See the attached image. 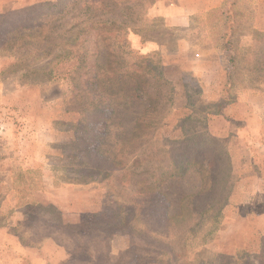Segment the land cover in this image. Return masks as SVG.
Instances as JSON below:
<instances>
[{
	"label": "rangeland",
	"instance_id": "rangeland-1",
	"mask_svg": "<svg viewBox=\"0 0 264 264\" xmlns=\"http://www.w3.org/2000/svg\"><path fill=\"white\" fill-rule=\"evenodd\" d=\"M55 1L0 0V14ZM133 3L134 0H113L110 5L113 4L116 11L120 12ZM83 4L84 0H72L66 10L69 14L64 18L58 19L57 16L48 14L40 21H44L45 25L57 26L59 30L68 29L80 22L79 17L84 15L80 10L84 8ZM103 7L97 1L94 13L100 14ZM231 12L238 13L239 17L236 20H226V28L229 29L226 41L229 45L213 31L209 23V18L214 19L212 16L195 19L191 29L193 34L190 35L201 48H217V59L221 66L226 67V76L231 68L230 47L235 49L238 62L235 85L238 90H251L246 92L251 96L247 102L235 103L237 111H240L238 114L246 112L243 121L246 126L235 122V112L234 116L231 112L228 117L225 116L229 106L222 102L223 99L219 103L215 102L218 107L214 109L222 113L221 116H212L206 126L200 125L201 114L198 113V108L211 102L204 99L199 80L186 73L182 79L187 83L192 98L190 111L173 110L156 140L163 148L166 141L182 137L179 127L183 124L186 129L204 131L207 128L212 133L223 136L232 161V175L227 192L223 193L219 201L209 195L197 198L190 206H187L189 201L181 202L185 196L200 192L205 184L199 171L192 168L182 178L170 180L160 189L163 198L170 203L171 215L180 213L181 208L185 212L184 219H173L170 228L155 232L157 226L149 224L145 217L140 216L131 219L134 230H128L132 233L114 232L108 226L106 231L94 230L91 225L97 221V215L104 213L110 219L111 212L106 210H113L120 204L132 205L139 196L141 186L137 185V177L118 172L112 175L110 181L80 180L85 178L76 173L77 164L72 160L73 155L63 150L77 135L75 129L80 120L79 109L83 107V95H79L75 84L69 81L48 82L46 78H39L45 88L46 108L43 112L40 109L35 113L45 116L47 124L52 120L54 130L67 134V138L63 140L59 137L53 144L46 145L42 150L41 160L35 161L33 165H20L17 161L10 165L2 160L8 157V152L18 153L14 135L20 132L22 121L14 114L7 116L10 118L12 143L6 152L3 149L5 128L0 118V227L14 223L13 218L19 221L15 217L16 210H23L24 213L30 211L26 225H29L33 236H54L59 244L72 253L73 259L69 264H159V260L170 264L169 261L172 262L174 258L176 262L178 260L195 264L201 261L207 264H230L231 260L241 264L238 261H243L245 257L258 264L257 257L264 248V73L252 70L251 61L256 48H264V0H241ZM215 21L218 23L219 20ZM147 31L141 35L145 36L144 39L141 38L142 50L138 48L140 43L136 44L137 47L134 46L132 35H129L130 47L138 54L144 52L147 44L153 48L151 44L157 43L160 47L158 51L163 52L164 62L170 64V54L179 50L178 39L182 38L183 31L165 28L162 19L149 24ZM184 34L187 36L188 32ZM50 59L51 57H32L25 65L41 67ZM0 61L4 63L0 78L14 77L18 82L33 79L19 76L27 69L26 66L18 68L16 71L19 72H13L12 68H4L8 67L7 59L1 56ZM255 77L262 82H254ZM85 94L86 97L90 96L87 91ZM128 106L122 112L124 125L118 128L116 124L115 127L112 125L113 135L109 143L115 142V133L128 129L133 112H142L144 109L138 105L132 109ZM189 112L194 113L193 118L196 120L184 123ZM47 124L42 125L41 129L49 131ZM101 130L104 131V127ZM36 210L40 214L32 217L31 211ZM46 221H49L47 223L50 228L45 227ZM186 230H189L187 234ZM164 244L168 246V250ZM162 251H167L169 256L163 257ZM2 253L4 256L5 251L0 250V255Z\"/></svg>",
	"mask_w": 264,
	"mask_h": 264
},
{
	"label": "trees",
	"instance_id": "trees-1",
	"mask_svg": "<svg viewBox=\"0 0 264 264\" xmlns=\"http://www.w3.org/2000/svg\"><path fill=\"white\" fill-rule=\"evenodd\" d=\"M71 1L56 0L0 14V57L7 59L8 67L4 68H12L13 72L26 66L25 62L32 57H51L41 67L27 65L19 76L33 79L23 83L41 85L39 78H46L48 82L69 81L75 84L78 94L83 95L80 120L75 129L77 135L63 150L73 155L76 173L85 178L80 180L110 181L117 172L137 177V185L141 188L133 204H120L113 210H106L111 212L110 219L104 213L97 215V221L91 225L93 229L106 231L108 226L114 232L129 231L128 228L132 231L131 219L140 216L157 226L155 232L170 228L173 219H184L185 212L181 208L180 213L171 215L170 203L163 198L160 189L170 180L182 178L192 168L199 171L205 184L200 192L185 196L181 202L189 201L187 206H190L197 198L209 195L219 201L227 192L232 175V161L223 136L207 128L204 131L186 129L183 124L179 127L182 137L166 141L163 148L156 141L172 111H190L192 102L187 83L182 78L179 82L169 78L162 51L137 54L130 47L129 35L141 36L148 32L149 24L160 21L147 16L148 10L160 0H134L133 5L120 12L110 5L113 0H84V8L80 9L84 15L68 29L59 30L57 26L40 21L48 14L64 18L69 14L66 10ZM97 1L104 6L100 14L94 13ZM240 1L224 0L218 8L194 17L191 29L195 19L212 16L214 19L209 18V23L213 31L226 41L229 31L226 20L239 17L231 11ZM225 44L229 45L227 41ZM229 52L231 68L227 72L222 101L227 106L234 105L251 91L237 89L234 80L238 73L237 53L233 47ZM253 56L252 70L264 73V48L257 47ZM257 80L261 81L255 77L254 82ZM86 91L90 96L86 97ZM218 103L198 108L200 125L206 126L212 116L222 114L214 111ZM127 105L129 109L136 105L144 109L133 112L128 129L115 133V142L109 143L112 125L116 124V128L124 125L122 112ZM193 114L189 112L184 123L196 120ZM164 246L168 250V246ZM161 254L165 258L169 256L167 251ZM263 257L264 248L257 257L258 264H264ZM158 262L164 264L162 260ZM238 262L254 264L247 257ZM169 263L195 264L176 262L175 258Z\"/></svg>",
	"mask_w": 264,
	"mask_h": 264
},
{
	"label": "crops",
	"instance_id": "crops-1",
	"mask_svg": "<svg viewBox=\"0 0 264 264\" xmlns=\"http://www.w3.org/2000/svg\"><path fill=\"white\" fill-rule=\"evenodd\" d=\"M224 0H160L156 2L147 12L150 19H162L165 28L173 31H183L182 38L178 39L179 50L170 54L171 61L168 66L169 78L174 82H179L186 73H190L197 78L203 89V97L206 101L215 103L223 99L224 86L226 84V67L221 66L217 59L219 51L217 48H201L192 40L191 25L192 19L199 15H204L211 10L218 8ZM184 32H188L186 36ZM193 34V33H192ZM140 43L141 36L132 35L131 41ZM145 46L144 51H158L160 47L157 43ZM142 50V49H141ZM166 54L168 53L165 51ZM169 58V57H168ZM4 63L0 61V71ZM188 66V67H187ZM251 96L244 95L238 101L247 102ZM237 101V103H239ZM237 104L229 106L225 116L230 112L234 116L236 123H243L245 114H238ZM41 107V108H40ZM45 88L43 85H27L18 82L14 77L2 76L0 78V118L2 126L5 128L3 149L8 152L11 141L9 114H14L19 118L22 126L20 132L14 135L18 153L8 152V157L2 161L12 164L33 165L35 161H40L46 145L53 144L61 137L67 138V134L54 130L52 120L46 123V118L39 112L45 110ZM239 110V109H238ZM243 112V111H242ZM43 114V113H42ZM221 116V115H219ZM241 118V119H238ZM49 125L50 130H42V125ZM243 125H245L243 123ZM1 126V125H0ZM246 126V125H245ZM13 141V143H14ZM20 144V146H19ZM29 212V213H27ZM36 211H31L32 217L37 215ZM15 214L19 221L14 219V223L6 227H0V250L5 251L0 255V264H69L73 259L72 253L59 244L54 236L46 235L41 238L33 236L29 225H26L30 216V211L16 210ZM40 214V213H38ZM20 216V217H19ZM49 221L45 222V227ZM47 224V226H46ZM26 225V226H25Z\"/></svg>",
	"mask_w": 264,
	"mask_h": 264
}]
</instances>
